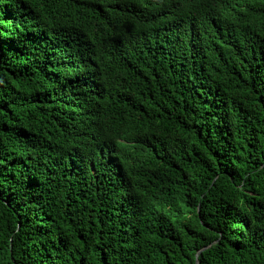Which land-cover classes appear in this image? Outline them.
Masks as SVG:
<instances>
[{
    "label": "trees",
    "instance_id": "trees-1",
    "mask_svg": "<svg viewBox=\"0 0 264 264\" xmlns=\"http://www.w3.org/2000/svg\"><path fill=\"white\" fill-rule=\"evenodd\" d=\"M196 262L264 264V0H0V264Z\"/></svg>",
    "mask_w": 264,
    "mask_h": 264
},
{
    "label": "water",
    "instance_id": "water-1",
    "mask_svg": "<svg viewBox=\"0 0 264 264\" xmlns=\"http://www.w3.org/2000/svg\"><path fill=\"white\" fill-rule=\"evenodd\" d=\"M198 257V253L196 254V258ZM196 264H198L197 262H196Z\"/></svg>",
    "mask_w": 264,
    "mask_h": 264
}]
</instances>
